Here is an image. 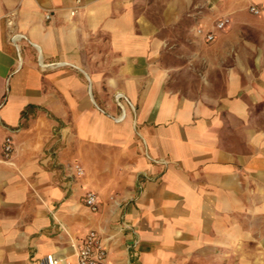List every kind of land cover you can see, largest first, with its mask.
I'll use <instances>...</instances> for the list:
<instances>
[{"label":"crops","instance_id":"crops-1","mask_svg":"<svg viewBox=\"0 0 264 264\" xmlns=\"http://www.w3.org/2000/svg\"><path fill=\"white\" fill-rule=\"evenodd\" d=\"M92 230L107 264H264V0H0V264Z\"/></svg>","mask_w":264,"mask_h":264},{"label":"built area","instance_id":"built-area-1","mask_svg":"<svg viewBox=\"0 0 264 264\" xmlns=\"http://www.w3.org/2000/svg\"><path fill=\"white\" fill-rule=\"evenodd\" d=\"M252 13L259 14L260 10L257 7H252ZM74 13V12H72ZM51 16H48L50 19ZM230 20L226 17H223L214 23V30H221L226 28L229 25ZM9 24H12V21H9ZM214 30L206 31L202 28H198L196 33L198 36H204L206 41L213 42L215 40ZM15 37V36H14ZM4 158L9 161L14 153L13 140L12 138H7L4 142ZM77 171L79 174H83V169L78 165ZM86 206L92 210L93 212L98 211L99 208V198L95 193H88L85 198ZM76 255L79 264H107L108 257V247L106 243H104L102 237L100 236L98 231H89L79 246H75ZM59 261L54 257V255L50 254L44 260V264H58Z\"/></svg>","mask_w":264,"mask_h":264},{"label":"rangeland","instance_id":"rangeland-1","mask_svg":"<svg viewBox=\"0 0 264 264\" xmlns=\"http://www.w3.org/2000/svg\"><path fill=\"white\" fill-rule=\"evenodd\" d=\"M178 55V53H176Z\"/></svg>","mask_w":264,"mask_h":264}]
</instances>
